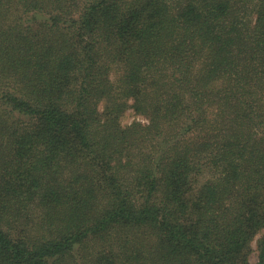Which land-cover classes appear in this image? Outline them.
Masks as SVG:
<instances>
[{
	"label": "trees",
	"instance_id": "obj_1",
	"mask_svg": "<svg viewBox=\"0 0 264 264\" xmlns=\"http://www.w3.org/2000/svg\"><path fill=\"white\" fill-rule=\"evenodd\" d=\"M262 229L264 0H0V264H264Z\"/></svg>",
	"mask_w": 264,
	"mask_h": 264
},
{
	"label": "rangeland",
	"instance_id": "obj_2",
	"mask_svg": "<svg viewBox=\"0 0 264 264\" xmlns=\"http://www.w3.org/2000/svg\"><path fill=\"white\" fill-rule=\"evenodd\" d=\"M111 76L113 79H115V74L112 72ZM129 103H131V100H129ZM104 106V101H101L99 103V109L102 110ZM120 121L122 123V125H128L129 123H131L134 120L137 121H146L145 116L138 114L135 112V110L129 106L127 107L124 112L122 113V115L120 116ZM263 230H260L259 232H257V234L254 236L253 240L251 241V250L249 252V261L251 263H255L258 259V251H257V239L258 237H260V235L263 233Z\"/></svg>",
	"mask_w": 264,
	"mask_h": 264
}]
</instances>
